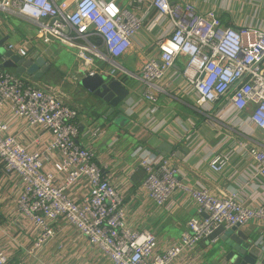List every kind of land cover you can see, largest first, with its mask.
Masks as SVG:
<instances>
[{
	"label": "built area",
	"instance_id": "obj_1",
	"mask_svg": "<svg viewBox=\"0 0 264 264\" xmlns=\"http://www.w3.org/2000/svg\"><path fill=\"white\" fill-rule=\"evenodd\" d=\"M142 2L132 0L130 7H121L117 0H0V11L31 22L36 37L44 43L58 41L75 48L79 59L72 77L75 82L96 73L121 81L123 75L138 78L147 86L145 96L153 104L158 102L157 82L180 57H186L183 76L197 105L206 108L224 102L239 112L253 105L248 118L264 131V29L224 26L217 12L202 13L189 2L152 0L161 17L169 19L171 30L157 42L160 55L145 62L141 74L136 75L118 59L144 24V16L134 9ZM7 47L30 56L29 40L21 47ZM5 108L24 130L12 131L10 121L3 116ZM77 116L78 110L60 89L41 88L28 76L0 68V163L6 173L19 180L15 213L39 231L37 247L54 237V225L63 219L113 264H174L220 225L247 226L254 219L264 223V203L246 204L238 191L218 195L204 186L182 184L170 158L138 148L135 155L146 172L144 186L157 205H166L174 190L181 187L199 206L200 215L190 217L180 242L159 251L153 232L128 226L119 187L104 176L94 150L78 141ZM33 130L52 134L40 150L24 141V134ZM240 146L256 162L258 174L264 176V145L247 147L241 142ZM227 160L216 155L210 166L221 172ZM49 162L52 170L46 169ZM82 183L88 194L76 201L69 191ZM9 261V252L0 245V264ZM37 264L51 263L40 260Z\"/></svg>",
	"mask_w": 264,
	"mask_h": 264
},
{
	"label": "crops",
	"instance_id": "obj_2",
	"mask_svg": "<svg viewBox=\"0 0 264 264\" xmlns=\"http://www.w3.org/2000/svg\"><path fill=\"white\" fill-rule=\"evenodd\" d=\"M117 2L121 7L132 5V0ZM171 2H189L202 13L213 10L220 15L224 26L264 29V0ZM134 9L144 16V24L118 62L140 75L144 63L160 55L157 42L169 35L171 23L156 11L152 0H143L141 7ZM3 38L8 39L6 46L14 44L18 47L29 40V55L43 56L51 64L41 81L36 82L30 77L31 80L41 88H58L67 94L68 102L78 110L79 143L94 150L104 176L119 187L126 204L128 226L153 232L159 251L180 242L183 232L188 229L190 217L200 215L199 206L181 187L174 190L166 205H157L144 186L146 172L135 155L138 148H147L170 158L182 184L204 186L218 195L238 191L246 204L264 203V176L258 174L256 162L240 146L241 142L247 147L264 145V131L256 128L248 118L253 105L242 112L224 102L201 108L183 76L186 57H180L174 68L157 82L156 104L146 99L147 86L142 80L129 78L122 80L130 88L129 95L118 107H113L72 79L79 65L75 48L58 41L44 43L36 37V27L31 22L0 11V40ZM94 41L99 44L98 39ZM102 66L106 68V64ZM50 75L57 77L55 83L48 82ZM3 116L10 121L14 133L24 130L22 123L12 118L8 108ZM24 135L25 143L34 150L43 148L52 136L43 130ZM163 144L167 148L162 150ZM216 155L228 158L221 172L210 166ZM52 165L49 162L46 169L52 170ZM19 189V180L6 173L0 163V245L10 254L8 264H37L40 260L51 264H113L63 219L54 225V237L37 247L39 231L30 221L15 213ZM69 192L76 201L88 194L83 183ZM241 230L264 251L262 221L254 219L247 226H241ZM221 235L215 240L204 238L174 264H214L217 260L215 248L222 243Z\"/></svg>",
	"mask_w": 264,
	"mask_h": 264
},
{
	"label": "water",
	"instance_id": "obj_3",
	"mask_svg": "<svg viewBox=\"0 0 264 264\" xmlns=\"http://www.w3.org/2000/svg\"><path fill=\"white\" fill-rule=\"evenodd\" d=\"M7 40V38L0 40V68L31 77L36 82L41 81L51 64L43 56L27 57L17 54L6 46ZM79 84L113 107H118L130 93V88L121 80L111 79L104 74L96 73L83 76L79 80ZM165 148L167 145L163 144L161 149ZM220 235L222 243L215 248L217 260L214 261V264H264V251L253 238L241 230L240 225L232 227L220 225L205 239L215 240ZM216 244L214 243V245Z\"/></svg>",
	"mask_w": 264,
	"mask_h": 264
},
{
	"label": "rangeland",
	"instance_id": "obj_4",
	"mask_svg": "<svg viewBox=\"0 0 264 264\" xmlns=\"http://www.w3.org/2000/svg\"><path fill=\"white\" fill-rule=\"evenodd\" d=\"M16 22V21H15ZM57 81V77L56 76H53V75H50L49 76V80L48 82H52V83H55Z\"/></svg>",
	"mask_w": 264,
	"mask_h": 264
},
{
	"label": "trees",
	"instance_id": "obj_5",
	"mask_svg": "<svg viewBox=\"0 0 264 264\" xmlns=\"http://www.w3.org/2000/svg\"><path fill=\"white\" fill-rule=\"evenodd\" d=\"M122 78H123V80H126V79H129L130 77L123 75Z\"/></svg>",
	"mask_w": 264,
	"mask_h": 264
}]
</instances>
